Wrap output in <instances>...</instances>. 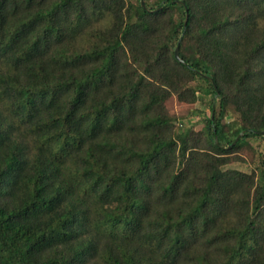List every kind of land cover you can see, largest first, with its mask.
Wrapping results in <instances>:
<instances>
[{
	"label": "trees",
	"instance_id": "1",
	"mask_svg": "<svg viewBox=\"0 0 264 264\" xmlns=\"http://www.w3.org/2000/svg\"><path fill=\"white\" fill-rule=\"evenodd\" d=\"M144 1L0 0V264H264V0Z\"/></svg>",
	"mask_w": 264,
	"mask_h": 264
},
{
	"label": "rangeland",
	"instance_id": "2",
	"mask_svg": "<svg viewBox=\"0 0 264 264\" xmlns=\"http://www.w3.org/2000/svg\"><path fill=\"white\" fill-rule=\"evenodd\" d=\"M210 100V96L202 97L200 95V99L195 104H189L180 102L176 97H172L167 105L171 112H173L177 116L185 115L186 123L189 125L194 124L197 129H200L203 126V119L205 116L210 115V107L208 105V101ZM197 111V112H195ZM254 146L264 154V141L260 138H252L251 139ZM245 157L246 161H238L233 163L231 166L235 168H239L242 170L250 171L252 170L257 163L260 162L258 152L254 153L251 150H245L242 154ZM254 157V161L251 159Z\"/></svg>",
	"mask_w": 264,
	"mask_h": 264
},
{
	"label": "water",
	"instance_id": "3",
	"mask_svg": "<svg viewBox=\"0 0 264 264\" xmlns=\"http://www.w3.org/2000/svg\"><path fill=\"white\" fill-rule=\"evenodd\" d=\"M177 2H178V3L185 4V2H183V1H181V0H177ZM141 3H142V5H143L144 7H146V4H145V1H144V0H141ZM186 9H187V7H186ZM187 11H188V9H187ZM188 18H189V14H188V12H187V16H186L185 24L187 23ZM175 54H176L177 59H179V60L182 61V62H185V61L183 60V58L180 56L179 45H178L177 48H176V52H175ZM208 78L214 83V80H213L212 77L208 76ZM214 85H215V84H214ZM215 86H216V85H215ZM244 132H245V131H242V132L239 134V136L236 138V140L234 141L233 144H235V143L239 140V138L244 134ZM260 133L264 135V131H262V132H260ZM216 140H217V136H216Z\"/></svg>",
	"mask_w": 264,
	"mask_h": 264
}]
</instances>
